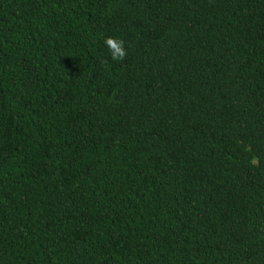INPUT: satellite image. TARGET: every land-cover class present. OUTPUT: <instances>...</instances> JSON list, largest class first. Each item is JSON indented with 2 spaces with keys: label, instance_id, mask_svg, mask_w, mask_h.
<instances>
[{
  "label": "trees",
  "instance_id": "obj_1",
  "mask_svg": "<svg viewBox=\"0 0 264 264\" xmlns=\"http://www.w3.org/2000/svg\"><path fill=\"white\" fill-rule=\"evenodd\" d=\"M0 264H264V0H0Z\"/></svg>",
  "mask_w": 264,
  "mask_h": 264
},
{
  "label": "clouds",
  "instance_id": "obj_2",
  "mask_svg": "<svg viewBox=\"0 0 264 264\" xmlns=\"http://www.w3.org/2000/svg\"><path fill=\"white\" fill-rule=\"evenodd\" d=\"M104 43L109 50L111 60L122 61L127 57L128 49L124 40L115 37H106Z\"/></svg>",
  "mask_w": 264,
  "mask_h": 264
}]
</instances>
